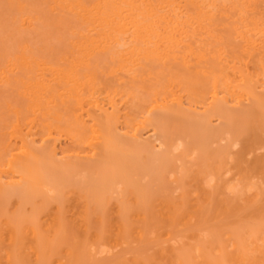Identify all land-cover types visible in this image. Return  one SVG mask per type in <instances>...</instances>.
Segmentation results:
<instances>
[{"label":"bare ground","instance_id":"1","mask_svg":"<svg viewBox=\"0 0 264 264\" xmlns=\"http://www.w3.org/2000/svg\"><path fill=\"white\" fill-rule=\"evenodd\" d=\"M1 6L13 11L8 18L17 33H28L0 35L3 45L16 41L0 46V223L11 229L10 245L33 215H49L62 232L73 208L86 239L95 218L102 228L115 220L119 237L131 232L142 245L148 234L169 245L188 233L189 241L171 242L154 264H264V17L252 0H0ZM220 25L233 30L231 38ZM249 120L250 133L262 134L248 135ZM131 212L145 213L138 220L154 232L141 224L132 232ZM203 228L214 229L215 240L204 239ZM35 229L30 254L44 264L48 234L39 238ZM47 242L50 252L55 243ZM13 251L3 254L18 263L21 253ZM135 256L131 264H148ZM119 259L112 260L127 257Z\"/></svg>","mask_w":264,"mask_h":264},{"label":"rangeland","instance_id":"2","mask_svg":"<svg viewBox=\"0 0 264 264\" xmlns=\"http://www.w3.org/2000/svg\"><path fill=\"white\" fill-rule=\"evenodd\" d=\"M252 5L254 6V8L256 9V11L258 12V14L259 15H261L262 17H264V0H252ZM43 7V6H42ZM0 9L2 10H0V21L3 23V25L4 26H2V23L0 22V35L1 36H10L11 38L13 37V35L12 34H18V36L20 35V36H28V33L26 32H21L20 31V33H17V32H19L17 29H16V27L14 26V25H12L11 23H10V16H11V13H12V15H13V11L11 12V9H9L8 7H4V6H1L0 7ZM4 9L6 10V11H4ZM13 10H15V9H13ZM5 12V13H4ZM7 12H9V13H7ZM1 14H3V15H1ZM7 16H6V15ZM17 14V13H16ZM10 15V16H9ZM14 16V15H13ZM9 17V18H8ZM13 18V17H12ZM7 19V20H6ZM14 23V22H13ZM9 24H10V26H9ZM8 26V27H7ZM3 29H2V28ZM5 28V29H4ZM10 29V30H9ZM6 30V31H5ZM15 30V31H14ZM20 30V29H19ZM4 31V32H3ZM8 32V33H7ZM219 33H221V34H223L225 37H229V38H231L232 36V34H233V30L230 28V27H226V26H224V25H220V29H219V31H218ZM5 33H6V35H5ZM3 34V35H2ZM0 36V37H1ZM15 36V35H14ZM24 36V37H25ZM26 36V37H27ZM16 38V37H15ZM31 38V37H30ZM4 39V38H3ZM12 39H14V38H12ZM18 39V38H17ZM31 40H32V38H31ZM36 40H38V39H36ZM3 41V40H2ZM2 41H0V43L2 42ZM7 41V40H6ZM42 41V40H41ZM45 42H46V40H44ZM43 41V42H44ZM34 42H36V41H34ZM34 42H32V43H34ZM65 42V41H64ZM3 43V42H2ZM0 44V46H12V44H16V41L15 42H13L12 43V41H11V43H9L8 45H3V44ZM5 43V42H4ZM48 43V42H47ZM62 43V42H61ZM38 44V43H37ZM51 44H52V42H51ZM50 44V45H51ZM53 44H54V42H53ZM55 44H59V43H56L55 42ZM14 46V45H13ZM58 46V45H57ZM63 47V46H62ZM11 49V48H10ZM11 97H13V96H11ZM3 109V108H2ZM1 109V110H2ZM1 110H0V112H1ZM250 121V122H249ZM249 121H247V123H246V128H247V133H248V135H250L251 136V134H253V135H259L261 132H259V134H258V132L256 133V132H254V133H250V131L252 130V127H253V123H251V120H249ZM251 123V126L249 125ZM258 124V123H257ZM260 124V123H259ZM248 126L249 127H251V130H250V128H249V130H248ZM253 131V130H252ZM256 133V134H255ZM262 134V133H261ZM217 146V145H216ZM216 146H215V149H216ZM212 147H214V145L212 146ZM218 147V146H217ZM219 147H221V150H224V147H222V146H219ZM218 147V148H219ZM259 151V150H258ZM257 151V152H258ZM261 151V150H260ZM258 152V153H262V152ZM225 152L226 151H223V154H224V156H226V154H225ZM228 154V153H227ZM192 156V155H191ZM190 157V156H189ZM229 175V174H228ZM228 175H226V174H224V176H223V178H227V176ZM173 177V176H172ZM230 177V176H229ZM171 178V177H170ZM174 178V177H173ZM172 179V178H171ZM173 180V179H172ZM173 185V184H172ZM253 191V190H252ZM173 192V191H172ZM177 191H174L173 192V194H176V195H172V196H177V194L178 193H176ZM172 194V193H171ZM194 195L195 196H197V193L195 194L194 193ZM169 196V195H168ZM178 196H179V194H178ZM192 196V195H191ZM174 198V197H173ZM192 198H193V196H192ZM194 199H195V197H194ZM193 199V200H194ZM198 201V200H197ZM191 202H192V199H191ZM194 202V201H193ZM73 205V204H72ZM54 206V205H53ZM54 207H56L57 208V206L55 205ZM75 207V206H74ZM55 208V209H56ZM77 209V208H76ZM48 210V209H47ZM50 210H54V208L52 209V207L50 206ZM69 211H71V212H69V215L70 216H68V211H67V215L66 216H68V218H66L65 217V219H70L71 221H75L76 219H78V221H80V220H82L83 218H81V217H79L78 216V214L77 213H74L73 212V208L71 209V210H69ZM45 212V214H46V211H44ZM50 212V211H49ZM54 212V211H53ZM52 212V213H53ZM40 213H41V211H40ZM56 213V212H55ZM71 213V214H70ZM48 214V213H47ZM73 214V215H72ZM110 214V213H109ZM135 214H137L136 212H135ZM145 213H143V214H141V217H140V215H139V217L141 218V220H142V215H144ZM148 214V213H147ZM39 215V214H38ZM71 215H72V217H71ZM111 216L110 217H115V215H113V214H110ZM113 215V216H112ZM132 215V216H131ZM146 215V214H145ZM144 215V216H145ZM148 215H150V217H149V219H151V218H154L153 217V215L154 214H148ZM152 215V216H151ZM47 216V217H46ZM44 215V213H42V216L40 217V219L37 217V219H35V217H34V215H33V218L35 219V221H33V220H26L25 222H27L26 224H28V222L30 223V225H31V223H32V226H28V225H26V224H24L25 225V230L23 229V231H21L22 230V227H24L23 226V224H22V227H21V229L20 228H17L18 230H16V238L18 239L17 241H16V246H14V245H10L11 243H9L10 241H9V237H11V234L10 233H12L11 232V229H10V231L8 230H5L6 229V226H5V223H0V226L2 225V224H4V225H2V228L0 229V264H38L39 262H37V261H35L34 259H35V257H33L34 255H31L30 253H32L33 252V249H34V247H35V244H31L30 243V241H33V239L32 240H30L31 239V237L30 236H32V238H34L33 237V235H31L32 233H30V232H32L30 229L31 228H33V229H35L34 227H38L39 229L38 230H41V231H44V233L43 232H41V231H39L38 232V230H36L37 231V234L39 233V235L41 234L42 236H40L39 238H41V237H43V239H45L46 238V235L45 234H48L47 235V238L49 239V240H51V242H53V243H51V242H49V243H51V246L53 247L52 248V251H50V252H48L49 251V249L51 248L50 246V248L48 247V245L49 244H47L48 242L47 241H49V240H45L46 241V249L44 248V246H45V244L43 245V250H45V252H46V250H47V252L45 253V255H46V257L47 256H49V254L51 253V256H49L47 259H48V261L50 262V264L52 263V264H70L69 262L71 261V262H75L74 264H80L79 262H80V260H81V264L83 263V264H91L92 262H93V260H94V262L92 263V264H103V262H105L104 264H110L111 262H113L114 260H112L113 258L115 259V258H117V259H119V258H126L127 257V260L126 261H122L121 263H132V261H131V259H132V257H133V255H135V254H137L138 256H140V258H141V260H144L145 258V260H147L146 262H145V260L143 261L144 263H148V264H154L153 262V259H151V258H154V256H156L157 257V253L159 254V251H164L163 249L165 248H171L172 247V243H175L174 244V246H180L181 247V245H182V242H183V245L185 244V241H189V239H186V237L184 236V235H186V234H188V233H184V232H188V231H190L189 229H187V230H185V231H183L182 230V232L184 233V235H182V234H179V235H177V234H175V235H177V238L176 237H173V238H176V239H173L171 242H169V245L165 242V244H160L158 241H161V240H158L157 241V239H156V243L154 242L155 241V239H154V243L151 241V238H155L154 236V234L155 233H153V234H148V235H146L147 237V240H145L146 241V243H144L143 242V245H142V242H138V241H136L137 240V238H136V235L135 234H130L131 232H129V233H127L126 234V237L123 235V236H121V237H124V238H127V239H122V240H120L121 239V237H119L118 235H117V227L115 228V227H112V226H114L115 224H117L116 222H115V220H113L112 222H110L111 223V225L110 224H106L105 225V227L103 226V228L102 227H99V225H100V223L98 224V223H96L97 221L94 219H92L93 220V222H95V223H92L94 226L91 228V230H90V232H91V236H89L90 237V239H89V237H87L88 239H86V237L84 238V234L81 232V230H80V228H77V226L75 227L74 225H75V223H78V221H76L75 223H73V222H70V220H69V224H67L66 225V227L64 228L63 227V225H62V232H61V229H58L59 227H58V225H50V221H48L47 222V218L49 217V215ZM53 216H55L54 214H53ZM101 216V215H100ZM106 216H108V214L107 215H104V218H106ZM128 216V215H127ZM131 216V217H130ZM154 216H156V215H154ZM51 218H52V216H50ZM71 217V218H70ZM130 217V219H129V221L126 219V218H129ZM129 217H126V218H124L125 219V221L126 222H128V223H130L129 225H128V227L129 228H131V226H132V228H131V230L132 229H134L133 228V226L134 227H138L137 225H139V224H141L140 225V227L141 228H145V229H143V230H145V232H147V231H149V230H152V227H149V226H145L144 225V227H142L143 226V222L141 221V220H138V219H140L139 217H138V214H137V216H136V218H135V215H134V212H131V213H129ZM157 217V216H156ZM132 218L134 219V221L132 220ZM6 219V218H5ZM49 219V218H48ZM53 219V218H52ZM73 219H75V220H73ZM108 218H106V219H104V220H107ZM112 218H110V220H111ZM115 219V218H114ZM117 219V218H116ZM137 219V221L139 222V223H137L135 220ZM50 220V219H49ZM109 220V219H108ZM107 220V221H108ZM152 221L153 220H156L155 218L154 219H151ZM52 221V220H51ZM65 221V220H64ZM140 221H141V223H140ZM35 222V223H34ZM39 222H41L40 224H39ZM50 222V223H49ZM80 222H82V221H80ZM79 222V224H81ZM106 222V221H105ZM119 222V221H118ZM137 223L136 224V226H135V224L134 223ZM149 222H151V221H149ZM212 222V221H211ZM49 223V224H48ZM73 223V224H72ZM112 223H115V224H113L112 225ZM127 223V224H128ZM210 223V222H209ZM44 224V225H43ZM64 224V223H63ZM65 224H66V221H65ZM65 224H64V226H65ZM96 224H98V225H96ZM208 224V223H207ZM9 225V224H8ZM8 225H7V227H8ZM76 225H78V224H76ZM178 225V227L179 228H175V229H177L178 231L179 230H181L180 229V226H179V224H177ZM177 225H176V227H177ZM101 226V225H100ZM20 227V226H19ZM58 227V228H57ZM79 227V226H78ZM242 227H243V225H242ZM248 226L246 225V226H244V228H247ZM5 228V229H4ZM44 228L46 229V230H44ZM50 228H52L53 230H55L54 232H56V231H60V233L58 234L57 232V234H55L54 232H52L53 230H48V229H50ZM61 228V227H60ZM113 228V229H112ZM128 228V229H129ZM150 228V229H149ZM168 228V227H167ZM167 228H165V229H167ZM204 228H206V227H204ZM204 228H203V231L201 232L202 233V235L201 236H203V238L205 239V237H206V239L209 241H212L215 237H213L214 235H212V233L213 234H215L214 233V229H206V230H204ZM208 228V227H207ZM210 228V227H209ZM244 228H241V229H244ZM7 229H9V228H7ZM56 229H58V230H56ZM114 229H115V231H114ZM137 229H139V228H137ZM169 230H170V228H168ZM167 229V230H168ZM173 229V228H172ZM79 230V231H78ZM154 230V229H153ZM149 231L150 233L151 232H154V231ZM177 230H175V231H177ZM213 230V231H212ZM5 231V232H4ZM21 231V232H20ZM47 231H50V233H46ZM110 231H111V233L112 234H114V235H112L111 233H110ZM128 231H130V230H128ZM127 231V232H128ZM171 231H173V230H171ZM207 231V232H206ZM210 231L212 232V233H210ZM41 232V233H40ZM132 232H133V230H132ZM174 232V231H173ZM181 231H179V232H177V233H180ZM17 233H18V235H19V233H20V235H19V237L17 236ZM98 233V234H97ZM104 234V238H101V237H97V242H96V236L97 235H99V234ZM110 235H109V234ZM176 233V232H175ZM44 234V235H43ZM53 234H55V235H53ZM83 234V235H82ZM95 235V237L93 236V235ZM102 234V235H103ZM129 234V237H127V235ZM147 234V233H146ZM114 237V238H120L119 240V242L118 243H116V241H118V239L116 238V239H114L112 236ZM115 235H117V236H115ZM154 235V236H153ZM174 235V234H173ZM174 235V236H175ZM182 235V236H181ZM92 236H93V238H92ZM109 236V237H108ZM57 237V238H56ZM150 239H149V238ZM183 237V238H182ZM81 238V240L83 239V241L85 242V245L87 246H85L84 245V243L82 244V247L81 246H79V245H77V244H80V243H77L76 241L78 240V239H80ZM112 239V240H110V239ZM213 238V239H212ZM55 239V240H54ZM109 239V240H108ZM131 239V240H130ZM135 239V240H134ZM212 239V240H211ZM7 240V241H6ZM53 240V241H52ZM115 240V241H114ZM127 240V241H126ZM150 240V241H149ZM175 240V241H174ZM184 240V241H183ZM215 240V239H214ZM9 241V242H8ZM86 241H89V243H87ZM113 241V242H112ZM124 241H126V242H124ZM128 241H131V243L129 244V242ZM136 241V242H135ZM148 241V242H147ZM179 241V242H178ZM182 241V242H181ZM35 242V240L33 241V243ZM76 242V243H75ZM114 242H115V244H116V246H114ZM44 243V242H43ZM88 245H87V244ZM122 243V244H121ZM123 243L124 244H129L128 246L127 245H123ZM137 243H138V245H137ZM149 243H151L152 244V247L153 248H150L149 246H151V244H149ZM162 243V242H161ZM177 243H179L178 245H177ZM28 244V245H27ZM91 244H93L91 247H90V245ZM111 244H113V245H111ZM119 244V245H118ZM136 244V245H135ZM155 244V245H154ZM158 246H157V245ZM171 244V245H170ZM7 245H9V246H11V247H9V246H7ZM30 245V246H29ZM32 245H34V247L32 246ZM73 245V246H72ZM76 245V246H75ZM84 245V246H83ZM148 245V247H146ZM157 248H155L154 246ZM159 245L161 246V247H159ZM164 245V246H163ZM170 246V247H168V246ZM27 246L28 247H30V248H32V249H30L31 251L29 252V248H27ZM41 246H42V244H41ZM89 246V247H88ZM109 246V247H108ZM135 246H136V248H135ZM173 246V247H174ZM17 247V248H16ZM36 247H37V245H36ZM48 247V248H47ZM72 247V249L70 250V251H72V252H74L72 255H71V253H70V255L69 256H71V258L69 257L68 259H67V257H68V253H67V255H66V251H68L69 250V248H71ZM74 247H76V251H74L75 250V248ZM81 247V248H80ZM112 247H114L113 248V250H112ZM138 247H139V249H138ZM159 247V248H158ZM20 248V249H19ZM38 248V247H37ZM36 248V249H37ZM55 248V249H54ZM85 248V249H84ZM102 248H103V250H102ZM107 248V249H106ZM109 248V249H108ZM111 248V249H110ZM176 248V247H175ZM15 249V251H13ZM18 249V250H17ZM54 249V250H53ZM87 249H89L88 250V252H89V254L87 255L86 253H88L87 252ZM94 249V250H93ZM97 249V250H96ZM146 249V250H145ZM181 249V248H180ZM10 250L11 251H13L15 254H16V252L17 253H21L19 256H21L20 257V260H19V262L17 263L16 261H14L13 259H12V255H13V253H10ZM51 250V249H50ZM92 250V251H91ZM112 250V251H111ZM168 250V249H167ZM167 250H165L164 252H166ZM8 251V252H7ZM22 251V252H21ZM96 251V252H95ZM104 251V252H103ZM134 251L136 252L135 254H134ZM169 251V250H168ZM7 252V253H6ZM160 252V253H161ZM3 253H6V254H8V253H10L9 255H11V256H6L5 254H3ZM53 253V254H52ZM96 253V254H95ZM131 255H130V254ZM140 253V254H139ZM141 253H143V254H141ZM28 254V255H27ZM33 254V253H32ZM80 255V258H79V255ZM84 254V256H81V255H83ZM106 254V255H105ZM110 254V255H109ZM113 254V255H112ZM133 254V255H132ZM5 255V256H4ZM30 257V259L27 257ZM74 255H75V257H74ZM87 255V256H86ZM15 256V255H14ZM14 256H13V258H14ZM109 256V257H108ZM121 256V257H120ZM138 256H135V258H137ZM159 256H161V255H159ZM2 257H4V258H2ZM6 257H8V258H6ZM11 257V258H10ZM16 257V256H15ZM98 257H99V260H100V262L98 263L97 261H98ZM112 257V258H111ZM142 257H144V258H142ZM9 258L10 259H12V261H13V263H12V261L11 260H9ZM52 258V259H51ZM66 258V259H65ZM75 258V259H74ZM84 258V259H83ZM97 258V260H95V259ZM101 258V259H100ZM139 258V259H140ZM4 259H6V261L4 260ZM8 259V260H7ZM59 259H65V260H61V262L59 261ZM71 259V260H70ZM78 259V260H77ZM90 259H91V261L92 262H90ZM134 259V258H133ZM132 259V260H133ZM151 259V260H150ZM17 260V259H16ZM43 263L44 264H46V263H48V261L47 260H45L44 258H43ZM58 260V261H57ZM73 260V261H72ZM84 260V261H83ZM111 260V261H110ZM120 260V259H119ZM125 260V259H124ZM9 261V262H8ZM53 261V262H52ZM64 261V262H63ZM65 261H67L66 263H65ZM69 261V262H68ZM77 261V262H76ZM83 261V262H82ZM89 261V262H88ZM117 261V260H116ZM150 261H152V262H150ZM16 262V263H15ZM42 261H40V263H41ZM58 262V263H57ZM85 262V263H84ZM88 262V263H87ZM97 262V263H96ZM119 262V261H118ZM114 263H115V261H114ZM120 263V262H119ZM120 263V264H121ZM130 263V264H131ZM42 264V263H41ZM113 264V263H112ZM116 264V263H115ZM118 264V263H117Z\"/></svg>","mask_w":264,"mask_h":264}]
</instances>
